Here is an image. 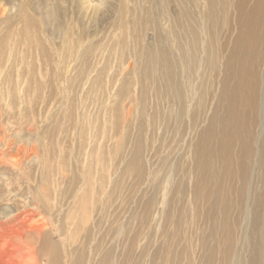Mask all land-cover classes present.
<instances>
[{
  "label": "rangeland",
  "instance_id": "1",
  "mask_svg": "<svg viewBox=\"0 0 264 264\" xmlns=\"http://www.w3.org/2000/svg\"><path fill=\"white\" fill-rule=\"evenodd\" d=\"M174 5L167 1L163 12H158L155 0H0V128L24 139L33 148L32 171L59 173L61 189L50 193V181L44 187L60 216L73 209L76 196L85 186V180L79 176H83L85 169L90 170L91 164L88 182L98 206L92 214L95 226L91 245L96 248V260L111 254L113 264H235L237 259L240 264H250L253 249L246 246L244 216L249 203L237 200L235 191L229 194L230 245L224 263L222 205L211 218L205 217L208 202L193 195L198 177L192 155L185 162L181 157L185 147L182 136L171 120L165 125L160 121L161 117L168 119L175 110L173 92L168 89L157 94L156 83L145 80L141 73L143 62L136 52L142 45L157 47L156 19L160 20L168 47L174 53L169 29ZM142 20L145 25H141ZM132 43H137V49L132 48ZM214 104L215 99L207 98L204 119L199 121L191 139H184L186 143L197 142ZM142 107L147 109L145 115L141 113ZM140 140L144 148L141 179L122 172V159ZM81 141L91 148L83 147ZM165 161L180 165V170L172 174L178 191L170 194L169 207L162 197ZM258 175L259 170L254 168L251 190ZM232 183L240 186L238 178L226 181L227 192ZM152 197H157V201L148 208L146 202L149 199L151 206ZM4 199L0 198V209L7 205ZM180 211L183 219L178 224L174 219ZM124 227L125 237L122 233L121 238L118 232L120 228L124 231Z\"/></svg>",
  "mask_w": 264,
  "mask_h": 264
},
{
  "label": "bare ground",
  "instance_id": "2",
  "mask_svg": "<svg viewBox=\"0 0 264 264\" xmlns=\"http://www.w3.org/2000/svg\"><path fill=\"white\" fill-rule=\"evenodd\" d=\"M167 1L175 4L169 27L174 53L168 47L160 20L156 19V33L154 31L152 34L155 33L157 47L150 48L140 44L142 46L136 52L143 62L141 73L145 80L156 83L157 94L161 95L168 89L173 92L175 110L168 119L161 117L160 121L165 125L171 120L178 135L182 136L180 139H183L185 147L181 157L185 162H189L187 157L192 155L193 168L198 177L192 188L193 195L197 200L208 202L205 217L211 218L213 211L222 205L220 234L225 243L224 263L227 261L230 245L231 228L227 221L231 205L229 194L235 191L237 200L242 204L249 203L244 216L248 234L245 238L246 246L253 249L250 264H264V0H155L158 12H163ZM31 19L29 24L33 25ZM57 22H60V18ZM140 23L146 24L143 20ZM139 29L138 27L137 31ZM139 35L141 36L140 31ZM6 37L7 35L4 39ZM28 41L31 43L32 39ZM129 44L126 48L131 45ZM135 45L133 49L137 47V43ZM17 49L16 47V51ZM54 59L57 60V56ZM6 62L8 61L5 64ZM139 92L143 97L141 101H145L142 86ZM210 97L215 99V104L207 118V125L199 131L195 144L186 143L184 139L187 137L190 140L199 121L204 119L208 110L207 98ZM146 110L142 107L141 113L145 115ZM123 138L125 145V137ZM81 142L83 147L91 148L87 143L86 147V141L83 144ZM143 150L141 140L131 146L128 157L126 155L124 158H127L122 159L124 174H133L139 179L143 177ZM32 152L33 148L24 139L15 138L7 133V129L0 128V198H5L7 202L0 209V264H113L111 254L96 260V248L91 245L94 241L93 225L95 226L92 214L98 207L94 203L88 182L91 164H88L90 170L85 169L81 173L83 176H79L85 180V186L76 196L73 209L70 211L67 208L70 212L60 216L59 210L54 205L52 207L50 194L46 193L44 187L45 182L50 181V193L60 188L59 173L53 170L50 173L45 169L32 171ZM164 164L162 197L169 207L172 201L170 194L178 191V186L172 181V174L180 170V165L166 161ZM254 168L259 170V175L254 179L251 190L249 184ZM234 178L240 180V186H233L232 183L227 192L225 182ZM156 198L152 197L151 206L148 199V208L154 206ZM178 214L174 222L180 224L183 215L181 216V211ZM118 233L119 236L124 233L125 237L126 227L124 231L120 228ZM96 245L98 246L97 243ZM235 264H240L239 259Z\"/></svg>",
  "mask_w": 264,
  "mask_h": 264
}]
</instances>
